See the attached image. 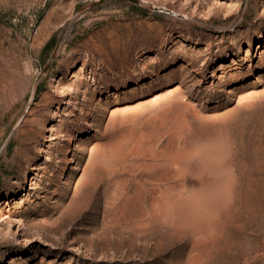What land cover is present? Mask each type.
Wrapping results in <instances>:
<instances>
[{"label": "rangeland", "instance_id": "rangeland-1", "mask_svg": "<svg viewBox=\"0 0 264 264\" xmlns=\"http://www.w3.org/2000/svg\"><path fill=\"white\" fill-rule=\"evenodd\" d=\"M0 264H264V0H0Z\"/></svg>", "mask_w": 264, "mask_h": 264}]
</instances>
